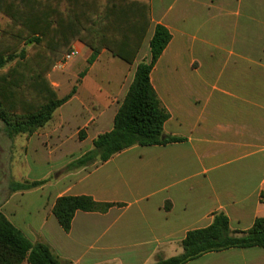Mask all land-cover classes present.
<instances>
[{
  "label": "crops",
  "instance_id": "crops-1",
  "mask_svg": "<svg viewBox=\"0 0 264 264\" xmlns=\"http://www.w3.org/2000/svg\"><path fill=\"white\" fill-rule=\"evenodd\" d=\"M146 1L152 23L133 65L107 51L89 64L91 49L75 43L86 62L80 74L70 70L80 78L76 93L50 121L59 122L27 136L26 158L44 172L17 182L38 184L15 187L1 211L64 264H155L159 256L181 255L187 234L208 228L217 214L233 231L264 218V2L260 14L245 11L249 0ZM158 25L171 40L150 82L168 114L164 134L181 141L135 145L69 170L114 129L138 64L151 58ZM105 57L122 64L101 65ZM62 78L52 82L59 96ZM67 196L113 206L77 211L65 231L53 209ZM185 264H264V248L209 252Z\"/></svg>",
  "mask_w": 264,
  "mask_h": 264
},
{
  "label": "trees",
  "instance_id": "trees-1",
  "mask_svg": "<svg viewBox=\"0 0 264 264\" xmlns=\"http://www.w3.org/2000/svg\"><path fill=\"white\" fill-rule=\"evenodd\" d=\"M151 6L146 0H0V44H34L36 51L23 81L7 89H19L25 96L38 97L42 103L22 114L5 110V86L0 90V124L10 136L33 135L48 124L55 112L76 93L59 98L49 74L55 64L81 42L92 51L94 63L103 51L133 65L151 27ZM171 40L169 31L158 25L150 41V60L138 64L135 79L120 106L114 129L94 141L93 149L68 166L76 169L105 162L113 155L135 145L162 146L181 141L164 134L166 110L151 85L150 73ZM12 60V58L10 57ZM9 58L0 53V70ZM2 78V76H0ZM2 78V82H5ZM4 80V81H3ZM85 138V131L79 133ZM3 174L0 171V178ZM38 183L16 185L32 188ZM112 204H100L87 196L61 197L53 214L65 231L71 228L77 211L106 212ZM264 248V218L257 219L247 231H233L224 214H217L206 229L191 231L182 242L183 253L169 259L159 256L155 264H185L205 253L231 248ZM0 264H64L44 243L31 242L0 212Z\"/></svg>",
  "mask_w": 264,
  "mask_h": 264
},
{
  "label": "rangeland",
  "instance_id": "rangeland-1",
  "mask_svg": "<svg viewBox=\"0 0 264 264\" xmlns=\"http://www.w3.org/2000/svg\"><path fill=\"white\" fill-rule=\"evenodd\" d=\"M249 1L250 3H252L251 6L255 7V10H253L251 7L250 10L245 9V11H248L250 13H253V11H255L256 13L262 14L263 8L261 6V3H263L264 0ZM74 45L75 44H73L69 52L63 54V56L59 59V61H57L51 73L49 74L51 83L53 82V80H55V76L63 77L61 80L63 86L61 85L60 88V96L57 92V89L55 88L59 98H63L68 95L72 88L74 89L76 81L80 80V78L78 79L69 76L70 70L76 71L77 74H80L78 73V71L80 70V68H84V66L86 65L85 60L79 55V49L74 47ZM145 47L146 44L144 48ZM73 50L77 51L75 56H73L69 60L66 59V56ZM35 51L36 48L34 44L28 42H21L15 45L0 44V53L5 54V57L7 59L9 58V60H11L10 57L12 58V60L5 63V67L0 70V76H2L3 79L4 77L6 78L5 82H2V78H0V90L9 83H11L13 86H15V84H21L26 71L29 69L33 61ZM109 60H113L114 64H122V61L118 59L105 57L102 60L101 65L109 63ZM19 89L15 88L9 90L5 86V91L3 90V95L5 96V110L8 113L22 114L23 112L34 110V108L38 107L39 104L42 103V100L40 98L38 99V97L25 96L21 91H19ZM57 121L59 122V120L56 118L54 121H52V123L49 122L43 128L37 130L36 132L44 128H49L53 126V124L55 125ZM27 136L30 135L26 133H19L14 136H10L6 132V129L4 131L3 125L0 124V171L3 174V177L1 176L0 178V212L3 210V206L8 198L13 193L17 192L15 191V185L17 182H23V177H31L35 174L44 172V169L42 167L34 166V162L26 158ZM90 166L91 165H88L87 167Z\"/></svg>",
  "mask_w": 264,
  "mask_h": 264
},
{
  "label": "built area",
  "instance_id": "built-area-1",
  "mask_svg": "<svg viewBox=\"0 0 264 264\" xmlns=\"http://www.w3.org/2000/svg\"><path fill=\"white\" fill-rule=\"evenodd\" d=\"M77 53V51L76 50H73L70 54H68L67 56H66V59H71L73 56H75V54Z\"/></svg>",
  "mask_w": 264,
  "mask_h": 264
}]
</instances>
